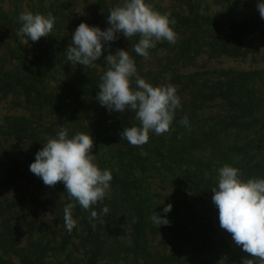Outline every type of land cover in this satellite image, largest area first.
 Returning <instances> with one entry per match:
<instances>
[{
	"label": "trees",
	"instance_id": "16d2710c",
	"mask_svg": "<svg viewBox=\"0 0 264 264\" xmlns=\"http://www.w3.org/2000/svg\"><path fill=\"white\" fill-rule=\"evenodd\" d=\"M99 2L103 4L104 1ZM110 9L112 7L102 5V30L109 26L106 21ZM263 28L264 21L255 18H245L221 26L218 33L222 34L223 40L218 43V52L238 55L242 47V36L257 30L264 34ZM117 43L119 41L115 40L111 42L110 49L108 45L105 48L114 54L116 47H119ZM167 46L159 43L152 51L156 53L157 49L165 50ZM17 48V54L8 60L16 68H0V101L9 96L21 97L23 101L18 103L19 107L29 110L31 114L28 117H4L5 130H1L0 135L13 138L26 146L29 165L34 162L37 151L43 148V143L49 137H55L61 127L69 130L70 137L77 132L91 135L94 140L92 154L96 155V163L101 169H109L113 176L110 199L106 196L98 204H116L117 210L126 213L125 220L112 221L102 229L98 219L92 220L94 223L89 222L90 212L77 204L73 209L77 226L71 233L61 230L58 241H55L54 236L52 240L34 239V223L24 219L22 226L25 227V234H28V241L20 248L12 244V254L18 258V264H70V258L75 259L76 264L241 263L242 251L230 242V233L220 227L219 215H215L218 209L212 202L211 188L216 184L211 179L215 169L226 163L241 169L245 180L264 178V156L260 146L250 145L252 149H259L250 154L244 148L233 143L227 145L218 138L221 133L231 129H254L259 124L261 129L264 128V106H261L264 101L249 88V84L264 73L223 71L216 74H181L179 68L173 69L168 75L169 82L178 86L176 88L179 92L186 91L189 98L183 96L170 133L160 136L150 133L148 143L134 147L121 139L125 127L139 126L134 112L126 109L123 113H109L96 99L100 77L106 68L100 72L92 70L86 74H73L70 79L62 81L56 92L47 85V82L56 81L52 70L54 66L60 67L64 71L62 77L66 78L71 74V70H68L69 62L63 63L54 51L45 50L39 56H28L20 45ZM131 55L139 74L141 56L134 52ZM164 71L162 74L166 73ZM206 75L217 77L210 80L205 78ZM216 100L225 104L223 115L216 118L202 117L200 114H203L208 104ZM185 115L190 127L179 123ZM214 119L219 123L212 122ZM244 119H248V123ZM199 148L215 150L214 154L218 155L213 157L217 163H213L211 158L205 162L195 158L193 152ZM8 164L11 178L2 183L7 189L11 184L16 186L19 182L33 186L36 191L31 192L32 197L44 195L43 199L47 200L41 202L33 197V202L43 206L53 202L51 199H62L64 202L59 200L58 204V207L62 206L61 211L68 203L74 202L69 199L62 182L55 187H48L30 172L29 165L21 168L14 159H9ZM214 164L218 166L214 168ZM205 173L209 176L205 177ZM167 204L172 205V210L167 213L170 224L157 227L150 217L154 212L163 216V208ZM95 206L93 210L98 211ZM61 215V223L65 225L64 213ZM83 224L87 228L86 234L81 228ZM127 230L128 245L116 239V233ZM162 232L173 239L176 236L179 239L169 252L154 251L150 247L148 237ZM4 234L0 233V250L8 241L3 237ZM8 237L13 242L11 233ZM189 238H192V242L187 241ZM75 241L78 243L75 244ZM68 246L74 248L77 256L68 253ZM3 252L8 255L6 251ZM64 252L67 254L62 259ZM4 256H0V264H15Z\"/></svg>",
	"mask_w": 264,
	"mask_h": 264
},
{
	"label": "rangeland",
	"instance_id": "374dc122",
	"mask_svg": "<svg viewBox=\"0 0 264 264\" xmlns=\"http://www.w3.org/2000/svg\"><path fill=\"white\" fill-rule=\"evenodd\" d=\"M103 1V4H101L99 0H0V68L4 67V70L16 68L15 64L8 62V60L11 56L17 54V45H20L28 56H39L45 50L47 52L54 51L57 57L65 63V61H68L66 52L71 44L72 34L78 25L81 22H86L89 25L101 28L102 5L114 8L123 2V0ZM146 2L150 3L155 10L161 13H171L172 18L177 21L174 25V30L179 36L175 45L169 44L167 41L157 42L156 45L162 43L168 46L165 50L157 49L156 53L151 48L147 58L141 56L139 75L153 86L172 84L167 77L175 68H179L178 71L181 74L195 72L216 74L223 71L264 73V34L261 33V30L249 32L247 35L242 36V47L238 55L233 56L218 52V43L223 40L222 34L218 33L221 26L224 27L228 23L245 18H255L259 21H264L257 10L259 0H146ZM25 11L43 15H47L49 12L52 13L55 17L52 33L47 37H41L37 42L31 41L29 38L28 44L23 45L22 40L27 39V37L18 36L17 32L22 26V21H20L19 17ZM117 40L119 41L117 49H124L132 54V44L137 43L139 37H133L132 40H129L124 37L122 32H118ZM172 46L174 47L173 50H171ZM189 47L190 50L188 51ZM19 52L21 51L19 50ZM105 56L104 52L89 68L79 63L73 64L68 61V70L69 72L71 70V74L66 78L62 77L63 69L54 66L52 75L56 81L47 82L49 89L57 92L58 88L61 87L62 81L70 79L73 74H86L92 70L102 71L107 68ZM163 69L166 70L164 71L166 72L165 74H162ZM216 77L217 75L205 76L206 79L210 80H214ZM249 88L264 101V74L260 75L254 83L249 84ZM177 95L180 97L181 102L184 95L189 98V95H186V91L179 92L178 89ZM22 101L23 98L16 96H9L0 101V131L5 130L3 128L4 117H28L31 114L29 110H22L19 107L18 103ZM216 101L209 103L203 114L200 115L204 118H216L218 115H223L225 104H222L220 100ZM261 106H264V102H262ZM215 121V119L212 120V122ZM244 121L248 123V119H244ZM0 137V233H6L3 237L8 239L2 245L0 256L5 255V259L9 258L12 262L18 264V258L12 254V244L20 248L24 247L28 241V234H25V227L22 226V221L26 219L34 223V239L52 240L54 236L56 237L55 241H58L60 231L63 230L61 232H64L66 230L65 225L61 223L62 206L58 207L60 201L64 202V200L51 199L53 202L45 203L42 206L36 201L33 202V197L41 200V202L47 200L43 199L44 195H33L32 197L31 192L36 191L33 186H27V184L20 182L16 186L11 184L8 189L2 186V183L11 178L8 171L10 167L8 160L14 159L19 163V167L24 168L29 165L28 158H26L29 151L26 150V146L22 142L5 135H0ZM218 138L227 145L228 143H233L232 145L235 144L242 149L244 148L250 154L259 151V149H252L250 145H258L263 153L262 156H264V128L261 129L260 124L255 126L254 129H231L221 133ZM214 151L210 148H199L193 152V155L203 162L207 158H211L213 163H217L213 156L218 154H214ZM217 166L218 164H214L213 167L216 168ZM204 175L205 177L209 176L207 173ZM211 180L216 186L218 185V168L215 169ZM110 195L111 193L107 195L109 199ZM104 206H107L109 211L107 215H102L98 219V223L103 220V223L100 224L102 229L112 221L125 220L126 213L117 210L116 204H113V206L108 203L96 205L95 209H99L97 211L98 215ZM215 215H219V212ZM88 221L94 223L93 221ZM90 226L93 227V224H90ZM6 227L8 228L5 229ZM81 228L87 229L85 224ZM86 231H84V234L87 233ZM9 233L13 236V242L9 241ZM116 235L117 240L127 245L129 244L128 230L124 233L118 232ZM229 237L230 242L235 244L231 234H229ZM148 239L150 247L154 251L157 250L159 252H169L172 246L176 244L175 242L179 241L177 236L173 239L163 232L156 236H149ZM187 241L192 242V238ZM77 243L78 241H75V244ZM235 246L242 251L240 264H242L244 258L253 259L241 247L236 244ZM73 249L72 246H68V253L77 256ZM79 249L81 248L79 247ZM3 251H6L8 255ZM66 254L67 252L63 253L62 259H65ZM57 257L61 259L60 256ZM70 259V264H76L75 259Z\"/></svg>",
	"mask_w": 264,
	"mask_h": 264
},
{
	"label": "clouds",
	"instance_id": "9594fccd",
	"mask_svg": "<svg viewBox=\"0 0 264 264\" xmlns=\"http://www.w3.org/2000/svg\"><path fill=\"white\" fill-rule=\"evenodd\" d=\"M257 10L264 19V0H259ZM19 19L22 26L17 35L27 37L22 40L23 45L28 44L29 38L37 42L41 37H47L55 25V17L50 12L43 15L25 11ZM106 22L109 26L104 30L81 22L72 34L67 60L89 68L108 50L105 45L110 49L111 42L118 39V32L129 40L138 36L139 40L132 44L131 52L145 58L157 42L167 41L175 45L179 39L174 30L177 21L171 13L155 10L146 0H123L121 5L109 10ZM104 59L107 68L100 77L96 99L109 113L131 109L139 121V126L125 127L121 139L140 147L148 143L150 133L157 136L170 133L176 110L181 106L176 87L170 83L153 86L147 82L138 74L130 51L116 49L113 54L108 50ZM179 123L190 127L187 115ZM93 147L91 135L77 132L70 137L69 130L61 127L55 137H49L43 143V148L37 151L34 162L29 165L30 172L44 185L55 187L62 182L69 199L74 201L63 209V220L69 233L78 223L73 217L77 204L90 212V221L100 219L109 211L107 206L99 215L93 210V206L110 193L113 179L109 169H101L96 163ZM211 191L212 202L219 212L220 227L231 234L237 246L253 257L244 258L242 264H264V178L245 180L241 169L226 163L218 169V185ZM171 210L172 205L167 204L163 208V216L154 212L150 217L152 223L157 227L169 225L167 213Z\"/></svg>",
	"mask_w": 264,
	"mask_h": 264
}]
</instances>
